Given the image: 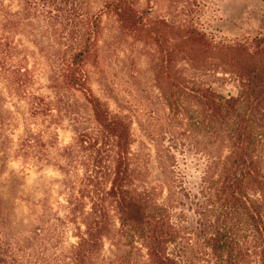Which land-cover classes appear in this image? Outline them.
Here are the masks:
<instances>
[{
    "label": "trees",
    "instance_id": "16d2710c",
    "mask_svg": "<svg viewBox=\"0 0 264 264\" xmlns=\"http://www.w3.org/2000/svg\"><path fill=\"white\" fill-rule=\"evenodd\" d=\"M20 7L6 13L4 21L0 19V78H5L9 94L26 102V111L23 131L13 140L7 129L19 122L0 94V161L5 162L10 149L30 158L54 148L55 155L41 156L78 163L83 173L69 194L67 213L49 215L45 207L40 223L27 236L10 234L0 215V264H200L196 259L207 264H264V37L256 38L252 46H220L222 57L236 74L238 93L224 94L213 84L192 91L202 117L199 122L214 133L215 128L223 127L229 151L210 157L203 178V201L196 203L197 225L187 231L181 215H176L180 203H159L151 190L135 186L131 124L113 115L87 84L83 67L100 30V15L92 14L79 25L76 0H21ZM107 8L125 28L142 27L143 18L133 0L110 2ZM44 12L51 19L58 14L62 25L52 49L59 72L53 78L55 92L64 84L80 88L92 110L93 125L76 129V137L66 145H59L57 133L42 121L53 115V101L30 92V69L21 61H9L20 51L6 33L8 28L23 15L38 17ZM161 22L163 26L150 36L153 34L163 50L172 38H176L177 52L191 58L216 46L213 38L197 27L177 35L172 25ZM64 47L69 55L61 51ZM175 51L164 52L170 57ZM55 160L60 171L69 172ZM112 209L117 220L111 217ZM68 226H73L77 241L69 246L62 243L61 253H57L53 251L56 239ZM106 238L112 245L110 255L103 254ZM253 254L254 261L250 259Z\"/></svg>",
    "mask_w": 264,
    "mask_h": 264
},
{
    "label": "rangeland",
    "instance_id": "374dc122",
    "mask_svg": "<svg viewBox=\"0 0 264 264\" xmlns=\"http://www.w3.org/2000/svg\"><path fill=\"white\" fill-rule=\"evenodd\" d=\"M114 1L117 0H76L79 25H84L92 14L100 15L101 21L84 62V76L91 91L111 113L131 124L135 186L151 190L159 203H180L176 215H181L182 225L190 231L197 225L196 203L203 201V178L209 171L210 157L217 153L224 156L229 151L223 127L215 128L214 133L213 128L199 122L202 117L192 91L213 84L224 94L238 93L236 74L219 49L222 45L252 46L256 38L264 37V0H133L143 18L138 30L125 28L107 8ZM20 3L21 0H4L0 19L4 21L6 13L20 10ZM52 16L51 19L44 12L38 17L23 15L20 21L14 20L6 33L20 53L8 60L21 61L30 69V92L53 101V115L42 121L57 133L58 144L66 145L76 137V129L93 125L92 110L80 88L64 84L55 92L57 83L53 78L59 72L53 64L52 49L62 25L58 14ZM161 20L172 25L177 35L188 27H197L208 33L216 46L191 58L177 52L176 38H172L167 49L176 51L169 57L164 52L167 49L163 50L153 36L163 26ZM5 87V78H0L1 97L19 122L7 129L9 137L16 140L23 131L26 102L9 94ZM50 149L49 153L55 155L54 148ZM45 153L49 154L42 151L39 156L23 158L10 149L5 162L0 161V215L13 236H27L40 223L45 207L49 215L66 214L69 194L82 176L78 163L55 158L69 171L62 172L53 157L41 156ZM111 217L116 219L113 209ZM66 229L56 239L53 251L57 253H61L62 243L69 246L77 241L73 226ZM111 248L106 238L103 254L110 255ZM251 256L254 261L256 254Z\"/></svg>",
    "mask_w": 264,
    "mask_h": 264
}]
</instances>
